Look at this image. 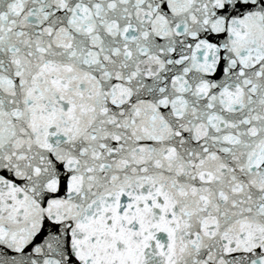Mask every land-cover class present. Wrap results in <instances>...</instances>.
<instances>
[{"label":"snow or ice","instance_id":"snow-or-ice-1","mask_svg":"<svg viewBox=\"0 0 264 264\" xmlns=\"http://www.w3.org/2000/svg\"><path fill=\"white\" fill-rule=\"evenodd\" d=\"M0 264H264V0H0Z\"/></svg>","mask_w":264,"mask_h":264}]
</instances>
